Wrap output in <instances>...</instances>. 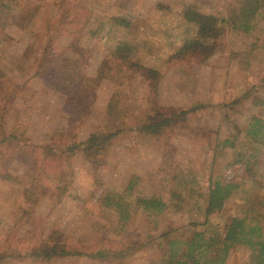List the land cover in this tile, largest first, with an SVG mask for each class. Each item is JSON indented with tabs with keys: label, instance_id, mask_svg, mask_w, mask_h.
I'll return each mask as SVG.
<instances>
[{
	"label": "rangeland",
	"instance_id": "rangeland-1",
	"mask_svg": "<svg viewBox=\"0 0 264 264\" xmlns=\"http://www.w3.org/2000/svg\"><path fill=\"white\" fill-rule=\"evenodd\" d=\"M188 5L225 21L231 0H0V249L61 239L79 252L109 251L101 260L10 257L2 264H149L162 249L151 237L222 233L229 217H257L264 225V142L249 145L244 137L264 106L253 98L235 102L247 90L264 101V6L247 33L223 22L205 60L174 62L196 38V25L183 18ZM50 40L59 70L67 64L94 89L91 113L76 121L78 138L121 118L133 125L97 167L77 155L70 163L75 180L64 189L40 179L28 150L17 155L3 142L14 126L35 146L66 131L64 96L35 76ZM156 104L195 111L155 137L142 125ZM225 138L236 139L234 148H221ZM215 179L237 187L206 217ZM146 196L161 201V211H144L138 199ZM126 248L129 257L116 253ZM249 256L236 247L224 264H250Z\"/></svg>",
	"mask_w": 264,
	"mask_h": 264
},
{
	"label": "trees",
	"instance_id": "trees-1",
	"mask_svg": "<svg viewBox=\"0 0 264 264\" xmlns=\"http://www.w3.org/2000/svg\"><path fill=\"white\" fill-rule=\"evenodd\" d=\"M263 6L264 0H231V8L225 21L216 15L203 12L194 5L186 6L183 18L188 23L196 25V38L185 42L170 60L174 62H181L186 58L205 60L215 48L214 42L208 43V41L217 37L223 22L247 33L252 30L257 14ZM26 16L30 18L29 15ZM27 17L22 19V23L27 20ZM52 42L50 40L46 45L43 58L36 66L35 76L48 84H56L55 89L64 96L65 108L71 116L68 117L66 131L53 137L49 144L35 146L29 145L25 139L21 138L22 131L14 126L3 142L17 155H22L24 150H28L29 155L26 160L31 168H37L40 179L43 182L57 184V189H64L67 186L66 183H72L75 180L71 178L73 171L70 169V163L77 155H81L86 163L97 167L105 159L110 148L131 130L133 125L121 118L117 119L113 126H99L84 140L78 138L76 129L77 123L80 122L76 121L79 118H86L91 113L94 89L78 78L75 73H70L67 70V64L63 65L66 71L59 70V61L52 48ZM124 49L127 55L130 48L127 46ZM248 98H253V105L264 106L261 97L252 96V90L245 91V94L235 102L248 100ZM111 108L115 112L114 104ZM194 111L195 108L183 110L158 104L154 108L153 116L148 118V122L142 125V128L158 137L174 129L176 124L184 123L187 116ZM244 137L249 145L255 141L264 142V117H251L244 130ZM234 139L225 138L221 148H234ZM241 158L236 164L242 163ZM245 166L248 168V163H245ZM133 187L134 183L131 181L127 190L132 191ZM236 187L237 185L233 183H223L218 179L210 181L206 217L214 211L221 210ZM43 191L44 189L40 193ZM105 201L108 200L105 199ZM138 203L148 214L159 212L164 206L161 201L147 196L140 197ZM203 224L205 225L206 222ZM196 226L199 225L191 224L190 228ZM170 236L168 232L163 236L150 238L152 242H156L158 249H162H159V256L152 259L149 264H224L229 251L236 247H244L249 251L250 264H264V225L257 217H229L222 233L215 228L209 236L193 229L190 241H176L170 239ZM22 244L25 243L11 242L4 249H0V264L10 257H30L36 261L50 262L55 258L68 256H84L90 260H101L109 255V251L104 250L105 248L79 252L61 239L51 240V242L43 240L31 246L30 243L26 246ZM116 253L122 258H127L131 254V249L126 248Z\"/></svg>",
	"mask_w": 264,
	"mask_h": 264
}]
</instances>
